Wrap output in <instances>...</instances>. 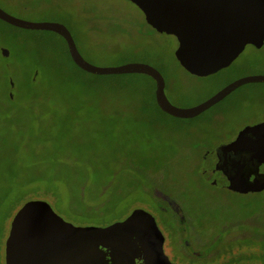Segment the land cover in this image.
Returning a JSON list of instances; mask_svg holds the SVG:
<instances>
[{"label":"rangeland","instance_id":"374dc122","mask_svg":"<svg viewBox=\"0 0 264 264\" xmlns=\"http://www.w3.org/2000/svg\"><path fill=\"white\" fill-rule=\"evenodd\" d=\"M0 7L31 22L73 19L86 60L153 65L178 107L210 98L235 72L264 75V48L251 45L216 74L188 72L175 57L177 38L151 27L130 0H0ZM154 87L153 78L140 73L85 72L57 33L0 18V264L12 217L28 200L48 202L77 226H104L143 208L166 232L172 261L205 264L181 246L180 233L171 229L176 217L153 188L176 199L189 217L184 238L190 228L207 244L219 237L228 250L220 260L257 264L264 253V190L211 185L201 168L215 159L205 154L233 139L246 122L264 120V82L243 84L192 118L160 111Z\"/></svg>","mask_w":264,"mask_h":264},{"label":"water","instance_id":"95a60500","mask_svg":"<svg viewBox=\"0 0 264 264\" xmlns=\"http://www.w3.org/2000/svg\"><path fill=\"white\" fill-rule=\"evenodd\" d=\"M158 32L172 34L178 45L175 57L190 73L207 76L227 67L247 44L264 41V0H130ZM0 18L14 26L49 30L61 35L73 62L95 75H148L155 81V101L165 113L192 118L217 103L240 85L264 82V75H249L225 85L210 98L187 108L172 104L165 94V79L153 65L129 62L97 66L78 50L73 35L62 23L31 22L0 7ZM4 55L8 54L2 49ZM216 168L227 177L228 189L239 193L264 190V121L245 126L231 142L220 147ZM167 235L155 217L134 208L124 219L104 226H77L58 215L44 200H28L15 211L5 241V264H182L166 253ZM171 247V246H170Z\"/></svg>","mask_w":264,"mask_h":264},{"label":"flooded vegetation","instance_id":"af4514ba","mask_svg":"<svg viewBox=\"0 0 264 264\" xmlns=\"http://www.w3.org/2000/svg\"><path fill=\"white\" fill-rule=\"evenodd\" d=\"M143 16H144V19H145L144 13H143ZM50 21L59 22V23L64 24L69 29V31L71 32V34L73 35L74 41H75L76 46L78 48L77 39H76V36L74 34V31H73V28H74V26H73V19L66 18L64 16L57 15V16H53L50 19ZM145 21H146V19H145ZM59 36L64 41L65 46H66V49L68 51V46H67V43H66L65 39L61 35H59ZM247 45H251L253 48H256V49H261V48H264V41H263V43H262L261 46H256L254 44H247ZM245 47H244V49H245ZM68 54H69V51H68ZM5 56H7V55H5ZM232 62L228 66H230L232 64ZM236 67H239V66L236 65ZM234 68L235 67H232V69H234ZM217 72H215L213 74H216ZM241 77H243V74H241L240 72L239 73L238 72H235L234 75H231V76L229 75L228 76V78L225 81L226 83H224V85H227V84L231 83L232 81H234V80H236L238 78H241ZM237 88H235L233 91H235ZM233 91H231V92H233ZM231 92L229 94H231ZM261 121H264V120H253V121L246 122L242 126V128L239 129V132L245 126H247V125H253V124L258 123V122H261ZM238 133L230 141H227L225 143H220V144L216 145L213 150L211 149L209 152H207L205 154L204 159H206L210 153H213L214 154V157H215L214 162H213V164L210 167H208V168H206V167L201 168V172L204 175L207 176L206 178H207L208 182L211 185H214L215 186V185L220 184L223 188L228 189L229 181H228L227 177L225 176V174L220 169H217L216 168V164H217V162H218V160L220 158V154H218V151H219V149H220V147L222 145L227 144V143L231 142L232 140H234L237 137ZM260 170L261 171H264V164H262L260 166ZM216 173H218V177L215 176ZM154 193H155V195H156L157 198H159L161 201H163L167 205V209H169L175 215L176 221H177V227H173L172 226L171 229H172L173 232H175V235H177L178 233H180L179 243L181 244L182 247L188 248L190 250L189 253L193 257V259L196 260L197 262H200V261L201 262H204L205 264H219V263L223 262V260H220V257H223L226 254H223L224 253V249L221 248L222 247L221 245H224V243H221L222 239L219 238V237H214V238L212 237L213 238V241H212L213 243L207 244L203 239H201L200 236H198V234L195 231L193 232V230L191 228L189 229L190 237L184 238L181 235V233H183L184 230H186L185 225H187V223L189 221V217H187V215L184 214L183 209L180 206V203L179 204L176 203V201H175L176 199L174 200V198H172L169 194H166L165 192H160L159 190H156V192H154ZM156 223H157V221H156ZM167 225H168V222H167ZM159 229H160V227H159ZM165 233L166 232H164V234ZM198 246H202V248L200 250L198 248H195V247H198ZM217 256H219V257H217ZM139 263H141V260H136L135 264H139Z\"/></svg>","mask_w":264,"mask_h":264},{"label":"trees","instance_id":"16d2710c","mask_svg":"<svg viewBox=\"0 0 264 264\" xmlns=\"http://www.w3.org/2000/svg\"><path fill=\"white\" fill-rule=\"evenodd\" d=\"M69 55V54H68ZM69 58L71 59V57H70V55H69ZM71 61L73 62V60L71 59ZM73 64L75 65V66H77L74 62H73ZM78 67V66H77ZM79 68V67H78ZM154 83H155V81H154ZM154 90H155V87H154ZM154 90H153V95H152V99H153V104L160 110V111H162L159 107H158V105H157V103H156V101H155V93H154ZM142 104H143V102H142ZM163 112V111H162ZM155 190L156 189H152V191H153V193L155 192ZM226 251V252H225ZM227 251L228 250H224V253L223 254H227ZM252 255V254H251ZM251 255H249L248 256V259H250L252 256ZM254 256V255H253ZM217 257H219V256H217ZM235 257H231V258H229V257H227L226 259H224L223 260V262H221V263H219V264H236V262H235ZM256 259H258V261H256L257 262V264H264V253L263 254H261L260 256L258 255L257 257H256ZM261 259H263V261H260ZM251 260V259H250ZM238 262V261H237Z\"/></svg>","mask_w":264,"mask_h":264}]
</instances>
